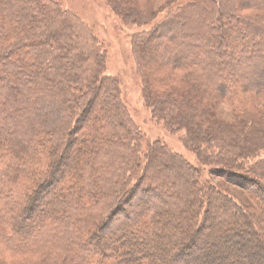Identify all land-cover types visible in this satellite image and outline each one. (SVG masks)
Here are the masks:
<instances>
[{"label":"trees","instance_id":"16d2710c","mask_svg":"<svg viewBox=\"0 0 264 264\" xmlns=\"http://www.w3.org/2000/svg\"><path fill=\"white\" fill-rule=\"evenodd\" d=\"M107 1L142 29L132 44L153 117L255 207L163 143L144 148L79 17L0 0V264H264V0ZM56 189L66 198L43 200ZM227 241L235 251L206 248Z\"/></svg>","mask_w":264,"mask_h":264},{"label":"rangeland","instance_id":"374dc122","mask_svg":"<svg viewBox=\"0 0 264 264\" xmlns=\"http://www.w3.org/2000/svg\"><path fill=\"white\" fill-rule=\"evenodd\" d=\"M69 13L79 17L97 37L103 45V51L106 53V71L105 75L115 77L119 80L122 99L127 106L129 114L144 137V148L150 143L161 142L166 145L171 151L184 157L192 166L202 172L203 180L213 182L221 186L223 191L230 193L240 202L255 207L252 200L247 196L241 184H237L227 178L214 177L211 172L214 168L210 166H202L195 152L190 151L183 142L185 131L171 132L166 128L164 123L158 122L152 114L151 109L147 106L143 94V78L138 68V59L134 53L132 38L137 33L141 32V28L131 25L123 20L111 7L107 0H53ZM165 1V0H164ZM187 1V0H186ZM157 5H161L158 2ZM156 5V6H157ZM157 8V7H156ZM213 113L224 121H233V116L230 107L224 102L216 103L213 108ZM87 148L80 149L79 159L84 162L87 159ZM75 154V153H74ZM75 157V156H74ZM60 185V182H58ZM63 193V194H62ZM60 195L66 198L65 192L56 189L54 195L43 197L47 199H59ZM261 233L264 236V222ZM240 224L233 222V226L237 229ZM170 233V232H168ZM245 234L249 247L259 244L257 238H253L249 233ZM108 238L109 234L107 235ZM216 236L222 237L219 233ZM149 237V236H147ZM147 238L136 236V244L142 245ZM116 242L115 238H112ZM242 241L240 239H236ZM229 241L225 244L216 242L215 244L206 245L208 249H225L235 251V246ZM117 243V242H116ZM224 245V246H223ZM136 247V246H135ZM153 245L152 248H156ZM130 252L136 257L151 256L144 250H138L134 246L129 247ZM153 257V256H151ZM260 259V258H259ZM262 259V258H261ZM226 262V261H224ZM251 260H245V264H250ZM258 263V262H257Z\"/></svg>","mask_w":264,"mask_h":264}]
</instances>
